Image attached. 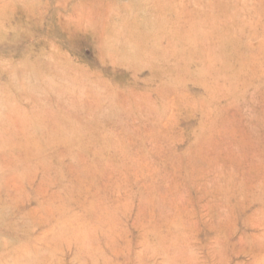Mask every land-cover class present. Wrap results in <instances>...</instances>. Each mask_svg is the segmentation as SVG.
I'll return each instance as SVG.
<instances>
[{
    "label": "rangeland",
    "instance_id": "obj_1",
    "mask_svg": "<svg viewBox=\"0 0 264 264\" xmlns=\"http://www.w3.org/2000/svg\"><path fill=\"white\" fill-rule=\"evenodd\" d=\"M0 264H264V0H0Z\"/></svg>",
    "mask_w": 264,
    "mask_h": 264
}]
</instances>
